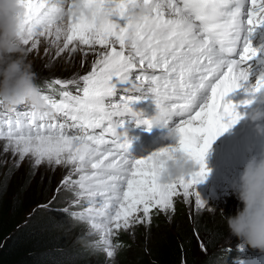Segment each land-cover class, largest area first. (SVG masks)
Returning <instances> with one entry per match:
<instances>
[{"label":"snow or ice","instance_id":"6c2138e0","mask_svg":"<svg viewBox=\"0 0 264 264\" xmlns=\"http://www.w3.org/2000/svg\"><path fill=\"white\" fill-rule=\"evenodd\" d=\"M138 3L149 10L133 19L130 12ZM20 4L27 54L38 52L42 43L45 56L55 49L54 58L65 51L75 53L77 44L103 49L86 75L46 82L49 88L60 86L59 99L44 93L46 111L13 110L14 115L0 117V140L5 141L4 152H11L10 171L26 157L32 161L33 176L41 164L69 169L62 185L74 192V203L86 201L87 207L69 213L73 223L68 230L84 223L87 235L96 237L83 254L114 258L121 248L113 243L119 230L131 234L137 224L148 227L154 209L158 214L174 213V197L182 196L187 203L194 196L197 209H205L195 186L208 174L206 153L241 118L238 107L249 106L264 91V75L244 87L248 62L260 51L249 37L264 27V0H20ZM118 85L124 94L113 102ZM241 88L246 98L239 104L227 99ZM145 98L155 104L162 124L175 130L177 141L136 159L130 157L131 141L122 129L126 117L151 129L144 114L132 108ZM176 154L190 157L197 171L158 184V157ZM201 250L207 251L203 244Z\"/></svg>","mask_w":264,"mask_h":264},{"label":"trees","instance_id":"16d2710c","mask_svg":"<svg viewBox=\"0 0 264 264\" xmlns=\"http://www.w3.org/2000/svg\"><path fill=\"white\" fill-rule=\"evenodd\" d=\"M11 167L0 162V264H106L100 261L102 254H83L91 241L87 236H74L68 230L73 223L69 213L74 210L64 207L73 191H58L55 184L60 176L36 170L33 176L30 167L10 171ZM190 201H183L185 209L164 214L165 227L154 238L149 231L152 225L141 239L120 241V264H237L253 253L248 246H229L219 209L213 216L200 214L190 211ZM216 205L219 208L221 201ZM222 213L230 216L226 210ZM61 223L64 227L58 226ZM201 244L207 249L203 255Z\"/></svg>","mask_w":264,"mask_h":264},{"label":"clouds","instance_id":"9594fccd","mask_svg":"<svg viewBox=\"0 0 264 264\" xmlns=\"http://www.w3.org/2000/svg\"><path fill=\"white\" fill-rule=\"evenodd\" d=\"M135 11L130 12L136 19L149 10L148 6L138 3ZM23 8L20 0H0V106L14 110L26 105L31 111L43 112L48 108L45 95L37 83L36 73L23 45L21 19ZM151 128L165 129L163 139L175 144V130L161 122V115L155 112L147 117ZM255 126L257 135H264V91L259 92L246 112L241 115ZM240 118V119H241ZM159 169L157 183L167 185L181 177L197 171L198 165L184 154L173 157H158ZM233 193L242 204L235 214L224 216L228 232L242 241L238 247L248 246L264 252V154L251 156L244 164L239 176L232 183ZM85 244V241H79Z\"/></svg>","mask_w":264,"mask_h":264},{"label":"rangeland","instance_id":"374dc122","mask_svg":"<svg viewBox=\"0 0 264 264\" xmlns=\"http://www.w3.org/2000/svg\"><path fill=\"white\" fill-rule=\"evenodd\" d=\"M65 26L67 24V18L65 17ZM95 51L89 49L87 45H79L77 44L78 50L75 53H72L69 55L67 51H65L59 58L55 57V49L47 55H44V44L42 43L40 45L39 51L36 53H30L27 54V59L31 62L32 70L36 73L37 79L40 81L49 80L52 81L54 79H61V80H67L69 78L75 77H82L83 75H86L92 70V65L94 61L98 59V56L96 53L103 51V49L100 48L99 45L94 46ZM85 53H87L85 55ZM81 82V87H82ZM75 91V89H72ZM124 93L120 91V86L118 85V93L117 96H114L111 98L113 102H116L119 100L120 95H123ZM135 105H132V107ZM136 107V106H135ZM28 109V110H27ZM17 112H24V111H30V109L26 105H20L19 109L16 110ZM5 115H14V112L11 110H8L4 107H0V117H4ZM0 123H2V120H0ZM135 126V121L130 118H125L124 127L122 129L123 132L128 133L130 132ZM96 133L100 132V129L95 130ZM108 138V137H106ZM245 138L241 142H238L234 145V150L230 153H224V152H217V155L213 157L211 160H205L207 169L219 162H223L224 159L228 161V163L235 167L237 170L242 171L243 166L245 162L251 157V156H257L259 157L261 154H264V145H261L257 148L256 152H248V148L245 146L248 142L254 141L253 139ZM246 142V143H245ZM258 143L262 144L258 141ZM4 145L5 141L0 140V162L4 164H12L11 160V152H4ZM212 147L214 149H217L219 147L228 148L223 145L218 140H214L212 142ZM231 149V148H230ZM243 152V155H247L246 157L242 158L239 155V151ZM7 161V163H5ZM32 161L29 158H25L24 161L21 163V166H27L31 168ZM36 171H42V173H52L54 178L55 176H60L59 180H56V188L62 190H66V188L62 185V181L64 178L68 175L69 169L67 167L63 166H56L55 169L49 167L47 164H41L36 168ZM229 172V170H228ZM239 175V173H236ZM236 174H233L231 177L235 180ZM77 177L73 176V179H76ZM195 190L197 193H199L202 200H204L207 204V207H211V211L207 210V207L205 209H197V205L195 204V197H191L189 200H191L187 207L190 209V211H198L200 214L207 213L209 216H213L217 213L218 209L220 212L223 210H226V212L230 215L235 214L236 210L238 208H242V204L236 199V196L233 193L232 185L226 183H216L214 181H208L205 180L195 186ZM76 200L74 192L72 193L71 198L69 199V202L66 203L65 209H74V211H83L84 207H87L86 201H82L80 204L74 203ZM174 200L176 203H174V211H181L185 209L183 205V197L177 196L174 197ZM221 201V206L218 208L216 205V202ZM152 213L154 216L151 217V223L149 226H154V228H151L149 231L152 232V238H154V234L156 231L161 230L165 227V216L164 214L160 213L158 214L157 210H153ZM151 213V214H152ZM139 215H142L140 213ZM168 220V219H167ZM71 224V223H70ZM88 226L84 223L76 224L75 227L71 228V232L74 236H80L83 234V236H87L90 240H95V236H89L87 235ZM147 231V227H145L144 224H137L132 229H130V233L126 232L124 230H119L118 235L113 237V243H120V241L125 242H131L135 241L137 239H141V236H144L145 232ZM137 238V239H136ZM227 242L231 248H238V245L242 243L239 239H237L235 236H232L229 232L227 235ZM122 246V244H121ZM131 247L127 246L126 249L130 250ZM124 252V251H122ZM121 252L120 248L117 250V253L114 258H106L105 254H102V258L100 261L106 263V264H120L121 262ZM205 254V251H202V255Z\"/></svg>","mask_w":264,"mask_h":264},{"label":"bare ground","instance_id":"6f19581e","mask_svg":"<svg viewBox=\"0 0 264 264\" xmlns=\"http://www.w3.org/2000/svg\"><path fill=\"white\" fill-rule=\"evenodd\" d=\"M28 110V109H27ZM250 140V139H249ZM251 141V140H250ZM263 142H264V139H263ZM246 143V142H245ZM237 258V257H236Z\"/></svg>","mask_w":264,"mask_h":264}]
</instances>
